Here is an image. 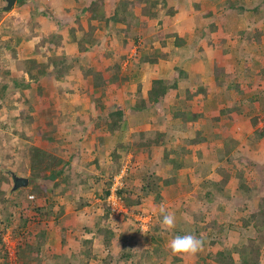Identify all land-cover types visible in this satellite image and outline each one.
Returning a JSON list of instances; mask_svg holds the SVG:
<instances>
[{
    "label": "rangeland",
    "instance_id": "374dc122",
    "mask_svg": "<svg viewBox=\"0 0 264 264\" xmlns=\"http://www.w3.org/2000/svg\"><path fill=\"white\" fill-rule=\"evenodd\" d=\"M90 1L17 0L13 8L6 11L7 3L0 0V173L16 171L31 181L27 188L15 193L11 191L12 180L3 186L7 194L3 199L11 200L10 203L14 200L21 206L15 207L0 199V264L24 263L19 251L27 244L34 248L31 264H97L88 261L80 247L84 235L91 238L93 233L103 241L102 246L98 242L92 246V252L100 249L96 258L101 264H217L208 253L225 249L231 250L236 264H243L239 251L249 245L247 239L256 241L254 245L261 255L258 264H264V227L256 231L253 224L244 225V221L252 220V215L259 213V203L264 200V137L255 140V134L264 128V97L260 96L261 100L253 104L248 100L264 93V73L261 72L264 69V0H207L198 5L189 15L197 14L198 20L204 23L201 17L210 11L220 27L214 35L199 40L205 50H200L201 44L194 45L193 50H189L191 46L185 47L184 59L180 61L172 39L163 48L155 39L151 44L145 38L148 55L159 52L168 55L155 65H139L142 54L138 52V44L130 41L124 45L119 34L108 31L100 21H94L97 27L94 40L83 43L86 50L81 51L78 42L84 32L73 34L75 28L70 27L69 21L83 7L89 6ZM172 1L176 8L183 4L182 0ZM237 1L245 8L242 13L228 9ZM114 7L110 1L100 12L110 15ZM180 9L182 12V7ZM185 11L188 12L184 8V17ZM87 21L84 18L83 25L90 31ZM150 27H155V32L159 29L155 21ZM186 33L193 35V39L197 37L193 28ZM212 43L221 44L218 51L225 49L223 62L228 63L230 72L239 78L240 93L226 91L222 95L215 83L205 87L214 80L209 69L221 58ZM202 51L210 57L209 63L200 62L193 54ZM122 55L128 58L123 60ZM34 59L48 63L53 74L32 80L28 71ZM181 70L188 72L196 84L189 85L191 81L182 80ZM66 74L70 77L62 82L54 79L56 75L65 77ZM113 74L120 76L119 84L104 83L94 88L95 75L108 79ZM156 79L168 84L180 79L179 89L170 91L166 104L137 111ZM208 87L210 96L219 95L214 104H205L200 94L193 100L187 98L186 91L193 93ZM93 102L99 108L96 115L91 112ZM168 109L171 110L168 112ZM190 109L200 113L192 127L208 141L193 143L198 134L188 123L182 122V118L173 119V113H190ZM226 109L233 111L222 113ZM117 111H123L129 123L130 128L125 133H112L109 128L112 119L108 116ZM257 118L255 125L253 121ZM150 130L169 134L168 138L173 135L175 139L151 152L128 147L134 132ZM221 134L226 137L215 139ZM33 147L47 154L40 165L33 163ZM180 147L184 150L179 153ZM228 147L230 152H226ZM165 150L183 167L175 169L169 159H165ZM219 169L226 173H220ZM122 170H126L129 189H134L132 199L144 198L142 204L128 210V214H111L101 200L112 178ZM41 171H46L47 176L38 177ZM58 171L61 175L57 180H45ZM98 178L102 183L98 184ZM164 179L175 183L165 187L161 181ZM146 180L152 183L150 196L142 191ZM207 182L225 185L221 196L210 203L203 198ZM159 187L160 195L163 193L161 199L157 198ZM30 196L35 198L30 200ZM96 199H101L97 210L90 207L96 208L92 205ZM161 205L175 214L176 224L171 232L161 229L158 211ZM22 213L29 219L26 225L22 222ZM139 213L152 217L148 231L139 228L136 220ZM213 221H218V225L214 226ZM99 227L111 232L101 235ZM195 229L200 230L199 235L207 242L202 249L195 255H173L167 244L176 231L180 235L197 236ZM45 232V241L38 252L39 236ZM111 235L113 241L107 247L104 237ZM6 236L17 244L13 261L3 246ZM159 237L164 240L163 253L155 252ZM209 240L216 244L212 245ZM127 254L131 257L126 258Z\"/></svg>",
    "mask_w": 264,
    "mask_h": 264
},
{
    "label": "trees",
    "instance_id": "16d2710c",
    "mask_svg": "<svg viewBox=\"0 0 264 264\" xmlns=\"http://www.w3.org/2000/svg\"><path fill=\"white\" fill-rule=\"evenodd\" d=\"M19 1V0H18ZM22 1V0H20ZM112 1L114 9L110 15H107L106 12H100L101 8H104L105 5L108 4V2ZM242 1V0H241ZM240 1H237L236 4H238L237 8L235 9L236 4H231L228 9L231 10H238V12L242 13L245 8L243 5H239ZM199 7V6H198ZM258 10V7L254 9V12ZM178 13V10L176 8L175 3L172 0H91L90 5L87 7H83L81 11H79L75 16L74 19L69 21L70 27L74 26L72 28H75L74 31H72L73 34L76 32H84V37L82 38L81 41H79V49L84 52L86 50V47L83 46V43H88L91 42V40H94V31L96 30V26L94 25V21H100L101 23H104L106 27L108 28V31H115V33L121 37L119 39L124 45H128L130 41H133L134 44H138V52H140L142 55L140 56L139 65L143 64H149V65H155L159 62L160 59H167L168 55L162 54L161 52L155 53L154 55L150 56L147 54V49L144 46V41L145 38H147L150 43L152 44L154 42V39L160 43L161 47H167L168 41L173 40V45L174 48H176L175 54L179 56L182 61L184 59V55L182 53V50L187 47V41L180 37V35L175 32L174 30V21H175V16ZM213 16V17H212ZM212 17V21L206 24V20L208 18ZM87 18L88 25L90 27V31L86 30V28L83 25V19ZM199 17L196 19V36L198 39L205 38L206 36L209 37L212 33H214L218 29V25L216 21L214 20V14L212 12H206L204 15H202L203 22L202 23L200 20H198ZM174 19V21H173ZM152 21L157 22V25H159V29L155 32V27H150V24ZM60 26V25H59ZM109 34V33H107ZM75 41H78L77 37H75ZM142 41V42H141ZM140 42V43H139ZM93 44V43H91ZM96 44V43H95ZM186 49V50H187ZM192 50V48H190ZM176 56V57H177ZM123 60H125L127 55L123 56ZM31 65L30 67L32 68L31 71H28V74L31 76V79L36 81L39 80L40 77L43 76H48L50 74V68L49 64L46 62L39 63L36 59L31 60ZM57 68V63L55 64ZM120 68V65L118 66ZM33 71H36V74H33ZM92 71H89V74H91ZM180 76L182 80H189V85L196 84L195 81L192 78H189V73L186 71H179ZM264 73V69L261 71ZM209 74L213 76L214 78V83L215 85L222 90V95L226 91L230 92H235L236 94L240 93L242 91V85L237 83V80L239 79L237 75L234 73L230 72V69L228 66H222L220 63H215L214 68L211 70L209 69ZM224 77V79H222ZM222 79V80H221ZM94 88L100 87L104 83H109V84H119L120 83V76L118 74H113L112 77L106 78L104 75H95L94 76ZM247 80V79H246ZM180 79H176L174 83L168 84L165 80L163 79H156L152 82L151 88L147 93V97L143 98L144 101H142L144 104H141L140 107L137 108V111L144 112L145 110L147 111L148 109L158 106L160 104H166V100L170 94V91L173 89H179L180 86ZM213 83V84H214ZM197 85H203V83L199 84L197 82ZM210 86L206 85L205 87ZM201 87V86H200ZM211 87V86H210ZM41 90V89H40ZM210 88L208 87L207 89H197L193 93H187V98L189 100H193L195 96L201 95L202 98H204L203 102L205 104L210 102V105L214 104L217 102L219 95L214 93L212 96H210ZM6 91V88L4 89ZM210 96V97H209ZM264 97V93H259L253 98L248 99L249 103L253 104L256 102H259L261 100V97ZM98 106L95 104V102L92 103L91 105V112L92 114L96 115L98 113ZM171 109H168L167 111L169 112ZM207 110H209V107H207ZM224 112L222 113H227L229 114L232 112V109H226L223 110ZM185 111H179L178 113H173V119H181L183 120L182 122L188 123L189 128L191 130H194V127L192 123H195L197 119L200 117V113H195L192 112L190 109V113H184ZM108 119H112V122L109 123V128L112 133L115 131H120L122 133H125L129 130V123L128 121L125 120V113L123 111H117L110 113L108 116ZM258 118L254 119L253 123L256 125L258 123ZM184 127V125L182 126ZM194 133L198 134L197 138L194 139L193 143H198L201 144L205 141H208L207 137H201V133L198 131L194 130ZM169 134L166 133H161L156 130H150V131H141V132H134L131 135V140L128 143L129 148H136L137 151H143V152H151L153 148L157 146H167L169 145L170 142L174 141V136L171 135L170 138H168ZM226 137L225 135H216V138H224ZM261 137H264V128H262V131L258 132V135L255 134V140L259 141ZM170 139V140H169ZM191 142V140H190ZM181 150L178 152L180 153L181 151L184 150V147H180ZM232 150V148H231ZM34 152V164L37 165L39 163H43L44 160L47 158V154L45 151L34 148L32 149ZM177 152V153H178ZM226 152H230L229 147L227 148ZM169 151L165 150L164 151V156L165 159H169V162L173 164V167L176 169H180L183 167L181 163L177 161L174 157L169 156ZM40 165V164H39ZM38 165V166H39ZM220 173L224 172L226 173L225 170L219 169ZM6 172L8 171H2L0 173V198L1 202L3 203H9L12 204L15 207H20L21 205L16 204L14 200L12 201L13 203H10L11 200L9 199H3L7 194L3 190V186L6 183H11V175H7ZM3 173V174H2ZM55 173V172H53ZM56 176H60V171L55 173ZM38 177L44 178L47 176L46 171H41V174H37ZM127 176V175H126ZM227 180V176L225 177ZM127 177L123 179L124 187L118 191V195L122 198L126 208L130 211H132L133 208L138 207L142 204V200L144 197H138L137 200L132 199V194H134V189L130 188L128 182L126 181ZM164 183L165 187H168L170 185H173L175 182L174 180L171 179H164L161 180ZM227 181H225L226 183ZM112 183V181H111ZM111 183L108 185L107 189L104 191L103 195V200H105L109 194H110V187ZM208 184V185H207ZM204 185L208 188L207 191L204 193V200L207 202H211L212 199H214L216 196L218 197L221 196L223 189H224V183L222 182H214L209 184L204 183ZM152 183L151 180H146V184L142 187L143 193L146 194V196H150L151 192V187ZM205 187V188H206ZM243 188L247 189V186H244ZM159 188H157V198L161 199V195L159 193ZM13 191V190H11ZM16 192V191H15ZM13 191V193H15ZM160 195V196H159ZM24 209V208H23ZM106 209L109 212V209L106 207ZM26 210V209H24ZM39 211V209H37ZM258 214H255L254 216L252 215V220H246L244 221V225L248 227L250 224H253V228L258 231L260 230V227H264V200L259 203L258 207ZM254 214V213H253ZM28 217H26L25 213H22V222L24 225H26L28 221ZM212 224L215 226L216 224L218 225V221H213ZM221 226V225H220ZM207 227H205L204 230H206ZM225 227L222 226L221 231L224 230ZM107 231L106 228L99 227L98 233L99 234H105ZM196 233L198 234V238L203 240V245H205L207 242L205 241V237H201L200 230L195 229ZM111 232V231H110ZM16 233V231H14ZM180 232L177 230L176 235H180ZM112 234V233H111ZM16 235H18L16 233ZM113 235V234H112ZM111 235L110 238H105L104 237V242L109 247L113 241V236ZM39 246L37 247V251L40 252L41 247L45 241L46 237V232L41 233L39 236ZM155 240V239H154ZM249 245H245L240 249V255H241V260L243 261V264H258L260 261V250L258 249L257 246L254 244L256 243L255 240L253 239H247ZM87 243L85 244L86 250L83 252V255L88 261H96L97 264H101L97 258L96 255L93 254L92 252V241H86ZM164 242L162 237H159V247L156 248L157 253H163L164 251L162 250L161 246L162 243ZM212 245L216 244V241H211L209 240ZM161 243V244H160ZM41 245V247H40ZM238 250V249H237ZM34 251L33 246L31 245H25V247H20L19 251V258L25 259L23 260L24 263L21 264H31V262L34 259V256L31 257L32 253ZM151 256V254H149ZM208 256L215 261L217 264H236V261L234 259L233 253L229 249L225 250H219L216 253L209 252ZM131 257L130 254H127L126 258ZM179 260V259H178ZM8 264V263H5ZM198 264V263H197Z\"/></svg>",
    "mask_w": 264,
    "mask_h": 264
},
{
    "label": "crops",
    "instance_id": "0c3cea01",
    "mask_svg": "<svg viewBox=\"0 0 264 264\" xmlns=\"http://www.w3.org/2000/svg\"><path fill=\"white\" fill-rule=\"evenodd\" d=\"M206 1L207 0H205L203 3H202V1H199V0H182V3L183 4H179L178 5V7H177V10H179L178 11V13L176 14V17H175V25L173 26L174 27V30H175V32H177L179 35H180V37H182V38H184L188 43H187V46H191L190 48H192V50H193V46L194 45H198V44H201V42H199V40L200 39H198L197 37L195 38V39H193L194 38V36L192 35H189L188 33H186V32H190V28H193V33H194V35L196 34V28H197V26H196V17H197V14H194V16H190L189 15V12L191 11V10H193V13H194V11H195V7H198V5H200V4H205L206 3ZM197 5V6H196ZM182 7V12H181V7ZM203 6V5H202ZM179 8V9H178ZM184 8H185V10L187 9V11L188 12H186L185 13V17L183 16L184 15V12H183V10H184ZM190 14H192V12L190 13ZM194 18V19H193ZM217 25H218V23H217ZM187 29V30H186ZM218 29H220V27L218 26ZM217 29V30H218ZM216 30V31H217ZM213 34V33H212ZM211 34V35H212ZM214 35V34H213ZM213 44V46H212V48L213 49H217V51H218V49L219 48H221L222 46H221V44L219 45V44H216V43H212ZM201 46L203 47L204 46V44H201ZM212 48H211V50H212ZM189 50H191V49H189ZM200 50H205V47H203V48H201ZM214 50V51H215ZM224 48L223 49H220L218 52H220V54H221V58L220 59H218V63H220L222 66H229L228 65V63H226V62H223V52H224ZM214 51H212V52H210V53H213ZM193 53V52H192ZM208 53H209V51H208ZM207 53V54H208ZM193 54H195V55H197V59L200 61V62H205V63H209V60H210V57H206V55H204L203 54V51H202V53H199V54H197V53H193ZM225 54H226V52H225ZM209 55V54H208ZM218 54L216 53L215 55H214V57L215 56H217ZM191 56H193V55H191ZM212 56V55H211ZM224 58H226V56L224 57ZM179 60H181L180 58H179ZM229 64H231V63H229ZM53 68H51V70H50V73H52L53 71ZM212 70V69H211ZM198 72V71H197ZM53 74V73H52ZM199 75V74H198ZM210 76H212V74L210 75ZM70 76H69V74H66V76L65 77H63V76H61V75H59V76H54V79H56V81L57 82H59V81H63V80H66V79H68ZM213 77V76H212ZM214 83V80L212 81V79L210 80V82H209V84L208 85H212ZM96 167V166H95ZM97 168V167H96ZM16 172V171H15ZM98 180H99V178H98ZM100 183H102V180L100 181L99 180V183L98 184H100ZM82 185V184H81ZM86 185V184H85ZM82 186H84V185H82ZM162 196H163V193L161 194ZM99 200H101V199H96L94 202H93V204L92 205H95L96 206V208L94 207V206H90L91 208H94V209H96L97 210V208L98 207H100V205H99ZM101 203H102V200H101ZM89 207V208H90ZM97 219L99 220V216L97 217ZM93 235V237H91V238H88L87 236H85L84 235V237H85V239H83V241H82V243H81V249H82V251L84 252L85 250H86V246H85V244L87 243L86 242V240H89V241H92V246H94V244H95V242L97 243H99V245L100 246H102V243H103V241L100 239V237H99V235L97 236L96 234H92ZM96 236V237H95ZM101 248V247H100ZM99 250L100 249H98V250H96V252L94 251V249H93V253L97 256L98 254H96V253H99ZM91 261H93V260H91Z\"/></svg>",
    "mask_w": 264,
    "mask_h": 264
},
{
    "label": "built area",
    "instance_id": "2783aa9c",
    "mask_svg": "<svg viewBox=\"0 0 264 264\" xmlns=\"http://www.w3.org/2000/svg\"><path fill=\"white\" fill-rule=\"evenodd\" d=\"M126 177V170H122L121 173L115 175L112 178V183L110 187V194L105 199L102 200V204H104L111 214H121L125 213L128 214V209L126 208L122 198L118 195V191L124 187L123 179ZM35 197L30 196L29 199L33 200ZM136 220L139 223V228L142 231H148L149 227L151 225L152 217L147 216L143 213H139L136 217ZM12 238L9 236L3 237V246H5V249H7V254L10 261H13L16 258V246L17 244H13Z\"/></svg>",
    "mask_w": 264,
    "mask_h": 264
},
{
    "label": "clouds",
    "instance_id": "9594fccd",
    "mask_svg": "<svg viewBox=\"0 0 264 264\" xmlns=\"http://www.w3.org/2000/svg\"><path fill=\"white\" fill-rule=\"evenodd\" d=\"M13 189V188H12ZM155 211V210H154ZM161 229L171 232L175 227L176 217L173 212L167 211L162 205L159 207ZM203 240L193 234L175 235L168 241V248L173 255H195L203 247Z\"/></svg>",
    "mask_w": 264,
    "mask_h": 264
},
{
    "label": "water",
    "instance_id": "95a60500",
    "mask_svg": "<svg viewBox=\"0 0 264 264\" xmlns=\"http://www.w3.org/2000/svg\"><path fill=\"white\" fill-rule=\"evenodd\" d=\"M4 1L7 3V6L5 7L6 11H10L17 2V0H4ZM9 174L12 177L13 191L14 192L18 191L19 189H22V188H27L31 183L29 178L19 176L18 174H16L13 171H9ZM45 180L55 181V180H57V176H56V174H51Z\"/></svg>",
    "mask_w": 264,
    "mask_h": 264
}]
</instances>
